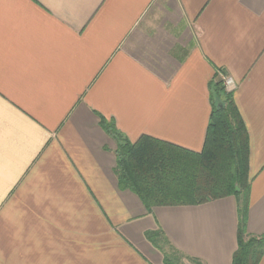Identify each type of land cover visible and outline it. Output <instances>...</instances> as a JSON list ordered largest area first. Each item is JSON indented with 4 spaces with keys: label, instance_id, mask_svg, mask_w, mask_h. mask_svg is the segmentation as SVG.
<instances>
[{
    "label": "crops",
    "instance_id": "1",
    "mask_svg": "<svg viewBox=\"0 0 264 264\" xmlns=\"http://www.w3.org/2000/svg\"><path fill=\"white\" fill-rule=\"evenodd\" d=\"M216 74L248 133L260 235L264 0H0V264H231L236 198L148 212L118 187L99 124L200 152Z\"/></svg>",
    "mask_w": 264,
    "mask_h": 264
},
{
    "label": "trees",
    "instance_id": "2",
    "mask_svg": "<svg viewBox=\"0 0 264 264\" xmlns=\"http://www.w3.org/2000/svg\"><path fill=\"white\" fill-rule=\"evenodd\" d=\"M210 100L200 152L145 135L131 142L104 117L99 116V124L116 143L114 174L118 187L133 192L148 212L159 206L199 205L234 196L237 246L231 264H258L264 256V233L250 235L246 231L248 133L232 91H226L218 74L210 82ZM145 235L163 252L166 262L178 260L174 253L165 252L163 244L169 242L161 231H147ZM195 264L202 263L195 260Z\"/></svg>",
    "mask_w": 264,
    "mask_h": 264
},
{
    "label": "built area",
    "instance_id": "3",
    "mask_svg": "<svg viewBox=\"0 0 264 264\" xmlns=\"http://www.w3.org/2000/svg\"><path fill=\"white\" fill-rule=\"evenodd\" d=\"M222 81H223V84L225 86V89L226 90H232L234 84L232 82V80L230 78H228L227 76H224L222 75Z\"/></svg>",
    "mask_w": 264,
    "mask_h": 264
},
{
    "label": "rangeland",
    "instance_id": "4",
    "mask_svg": "<svg viewBox=\"0 0 264 264\" xmlns=\"http://www.w3.org/2000/svg\"><path fill=\"white\" fill-rule=\"evenodd\" d=\"M226 91H231V90H226ZM163 246H166V245L163 244Z\"/></svg>",
    "mask_w": 264,
    "mask_h": 264
}]
</instances>
